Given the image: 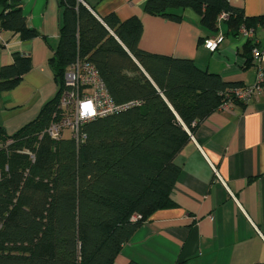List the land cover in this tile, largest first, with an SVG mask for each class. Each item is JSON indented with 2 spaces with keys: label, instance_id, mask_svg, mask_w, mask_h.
<instances>
[{
  "label": "trees",
  "instance_id": "trees-1",
  "mask_svg": "<svg viewBox=\"0 0 264 264\" xmlns=\"http://www.w3.org/2000/svg\"><path fill=\"white\" fill-rule=\"evenodd\" d=\"M59 3V39L48 59L57 92L14 133L0 126V264H113L137 227L175 206L171 194L180 167L174 158L196 126L224 103L243 104L232 93L244 87L240 82L224 81L192 59L142 50L138 16L120 20L110 12L101 22L79 0ZM187 7L211 32L227 12L223 21L232 36L242 26L254 31L264 18L245 16L228 0H146L143 11L179 20L169 10ZM0 27L22 40L37 35L21 0H0ZM252 40L243 43L246 65L254 63ZM77 58L96 67L116 103L139 104L88 122L79 144L40 138L56 110L64 71ZM30 68L29 56L14 53L0 68V92L14 88ZM134 214L140 217L131 220Z\"/></svg>",
  "mask_w": 264,
  "mask_h": 264
},
{
  "label": "crops",
  "instance_id": "crops-1",
  "mask_svg": "<svg viewBox=\"0 0 264 264\" xmlns=\"http://www.w3.org/2000/svg\"><path fill=\"white\" fill-rule=\"evenodd\" d=\"M81 1L101 22L110 12L120 20L138 16L144 51L192 59L224 81L255 82L256 65H246L241 55L244 37L228 34L223 20L211 32L188 7L169 10L180 16L173 20L144 12L146 0ZM228 1L245 16L264 17V0ZM21 11L35 37L0 31V68L14 53L31 59L19 83L0 92V126L9 134L34 119L58 89L48 59L59 39V0H21ZM252 33L264 49V18ZM218 34L223 39L214 51L203 46L202 38ZM242 103L217 108L196 126L174 158L180 167L171 194L175 206L155 211L137 227L113 264H264V90Z\"/></svg>",
  "mask_w": 264,
  "mask_h": 264
},
{
  "label": "built area",
  "instance_id": "built-area-1",
  "mask_svg": "<svg viewBox=\"0 0 264 264\" xmlns=\"http://www.w3.org/2000/svg\"><path fill=\"white\" fill-rule=\"evenodd\" d=\"M227 17V12L223 11L217 16V20L221 21ZM239 31L244 39H249L253 35V31L244 26ZM222 39L220 34L215 37H208L204 39L203 46L214 51ZM251 55L257 67L255 82L252 85L237 87L232 90L233 96L242 102L248 100L256 92L264 90V68L262 66L264 49L255 46L251 49ZM138 104L139 102L136 100L116 103L108 93L96 67L86 59L77 58L64 71L56 110L39 137L46 135L52 140L67 137L79 144L86 139L84 126L88 122ZM230 105L231 103L227 102L219 108H229ZM23 152L28 154L31 160L34 159L32 152L28 150H23ZM139 217V215L134 214L131 220H136Z\"/></svg>",
  "mask_w": 264,
  "mask_h": 264
},
{
  "label": "water",
  "instance_id": "water-1",
  "mask_svg": "<svg viewBox=\"0 0 264 264\" xmlns=\"http://www.w3.org/2000/svg\"><path fill=\"white\" fill-rule=\"evenodd\" d=\"M80 2H82L81 0H79ZM101 21V20H100ZM137 63V62H136ZM137 65H138V63H137Z\"/></svg>",
  "mask_w": 264,
  "mask_h": 264
},
{
  "label": "rangeland",
  "instance_id": "rangeland-1",
  "mask_svg": "<svg viewBox=\"0 0 264 264\" xmlns=\"http://www.w3.org/2000/svg\"><path fill=\"white\" fill-rule=\"evenodd\" d=\"M67 134V133H66Z\"/></svg>",
  "mask_w": 264,
  "mask_h": 264
}]
</instances>
